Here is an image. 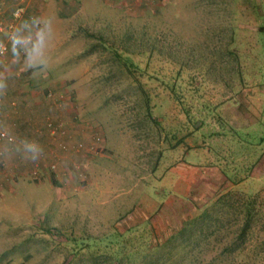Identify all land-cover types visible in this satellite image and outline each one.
Listing matches in <instances>:
<instances>
[{
	"label": "rangeland",
	"instance_id": "obj_1",
	"mask_svg": "<svg viewBox=\"0 0 264 264\" xmlns=\"http://www.w3.org/2000/svg\"><path fill=\"white\" fill-rule=\"evenodd\" d=\"M0 21L19 42L0 86L39 94L55 148L0 207V264H264V0H0ZM179 158L235 184L191 240L159 238L147 198Z\"/></svg>",
	"mask_w": 264,
	"mask_h": 264
},
{
	"label": "crops",
	"instance_id": "obj_2",
	"mask_svg": "<svg viewBox=\"0 0 264 264\" xmlns=\"http://www.w3.org/2000/svg\"><path fill=\"white\" fill-rule=\"evenodd\" d=\"M56 17L58 23L62 24L63 20ZM58 52L54 55L55 60L61 61L63 55ZM2 76L0 85L10 78L8 73ZM38 96L30 89L0 86V131H6L14 137V141L0 137V207L10 205L6 202L10 193H15L20 187L25 188L23 179L28 172L39 171L42 168L40 161L55 154L52 134L42 130V109ZM12 100H17L18 107L10 106ZM233 102L229 104L231 106L223 108L226 120L235 127L245 126V103L241 99ZM179 148L177 146L176 150ZM161 183L169 190L167 198L155 205V200L147 197L157 209L151 213L146 208L143 216L145 219L146 215L152 214L151 222L159 238L176 232L187 218L235 186L223 167L188 163L182 158L176 159L168 167V171L161 177ZM140 209L143 211L145 208Z\"/></svg>",
	"mask_w": 264,
	"mask_h": 264
},
{
	"label": "built area",
	"instance_id": "obj_3",
	"mask_svg": "<svg viewBox=\"0 0 264 264\" xmlns=\"http://www.w3.org/2000/svg\"><path fill=\"white\" fill-rule=\"evenodd\" d=\"M22 11L21 7H18L15 11H14V16L18 17L19 12ZM0 33H5V40L0 41V60L5 59L7 53L11 50V48L17 47L19 42H17L15 39V35H14V26L12 23H3L0 21ZM48 95H52V91L49 90L47 92ZM49 126H51V123H49ZM0 137L6 138L8 141H13L14 138L11 134H8L6 132H1L0 133ZM94 141H92L88 147L89 151H94L97 153V148L98 147V143L102 142L101 138L99 136H95L93 138ZM79 147H82V144H79ZM51 168H54V165L51 164Z\"/></svg>",
	"mask_w": 264,
	"mask_h": 264
},
{
	"label": "trees",
	"instance_id": "obj_4",
	"mask_svg": "<svg viewBox=\"0 0 264 264\" xmlns=\"http://www.w3.org/2000/svg\"><path fill=\"white\" fill-rule=\"evenodd\" d=\"M53 182H55V180H52ZM220 198V197H219ZM204 216L208 215V210L204 212L203 214ZM202 218V215L198 216V217H195V218H187L183 223H182V226L177 230L178 231V234L179 237H182L183 239H187V240H191L192 237H190V232L192 230V228L198 223V221ZM189 219V220H188ZM249 224H250V220L249 219H245V223L244 225L241 227L240 229V232H239V235H238V239H241L243 238V236L247 234V230L249 228ZM210 232H208L206 234L209 235ZM205 236V235H204ZM175 238H177L175 236ZM237 245H234L233 246V250L229 247H227L226 249L231 252V251H234V249H236ZM231 250V251H230ZM232 254V253H230ZM28 255V254H25V256Z\"/></svg>",
	"mask_w": 264,
	"mask_h": 264
},
{
	"label": "clouds",
	"instance_id": "obj_5",
	"mask_svg": "<svg viewBox=\"0 0 264 264\" xmlns=\"http://www.w3.org/2000/svg\"><path fill=\"white\" fill-rule=\"evenodd\" d=\"M34 16H32V17H30V18H28V19H25V20H22V21H24L25 23L29 20V19H32ZM37 37H38V39H42L43 37H42V33H40V32H38L37 33Z\"/></svg>",
	"mask_w": 264,
	"mask_h": 264
}]
</instances>
